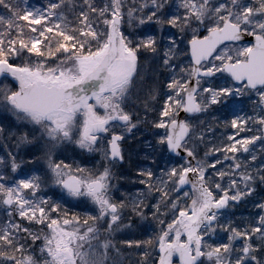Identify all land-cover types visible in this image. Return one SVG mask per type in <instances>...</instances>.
I'll list each match as a JSON object with an SVG mask.
<instances>
[{"label": "snow or ice", "instance_id": "obj_1", "mask_svg": "<svg viewBox=\"0 0 264 264\" xmlns=\"http://www.w3.org/2000/svg\"><path fill=\"white\" fill-rule=\"evenodd\" d=\"M0 78V264H264V0H0Z\"/></svg>", "mask_w": 264, "mask_h": 264}, {"label": "rangeland", "instance_id": "obj_2", "mask_svg": "<svg viewBox=\"0 0 264 264\" xmlns=\"http://www.w3.org/2000/svg\"><path fill=\"white\" fill-rule=\"evenodd\" d=\"M40 3H41V0H29V5H37L38 6ZM7 82L8 81L2 79V81L0 83H7ZM141 115H143V113H141ZM199 119L200 120H203V119H209L210 120L211 117L210 116L209 117L201 116V117H199ZM139 135H140V133H137V136H139ZM218 135H219V133H218ZM225 135H227V133H225ZM131 147H132V149L135 150V149H138L139 148V145L132 144ZM140 154L141 155L143 154V151L142 150H141V153ZM185 190H188V189H185ZM74 210H79V209H74ZM247 212H248V209L242 207L241 210L237 213V215H241V214L247 215ZM135 258H136V254H133V259H135ZM125 264H128V262L125 261Z\"/></svg>", "mask_w": 264, "mask_h": 264}, {"label": "water", "instance_id": "obj_3", "mask_svg": "<svg viewBox=\"0 0 264 264\" xmlns=\"http://www.w3.org/2000/svg\"><path fill=\"white\" fill-rule=\"evenodd\" d=\"M173 259H178L179 260V257L178 256H173Z\"/></svg>", "mask_w": 264, "mask_h": 264}, {"label": "bare ground", "instance_id": "obj_4", "mask_svg": "<svg viewBox=\"0 0 264 264\" xmlns=\"http://www.w3.org/2000/svg\"><path fill=\"white\" fill-rule=\"evenodd\" d=\"M1 81V80H0Z\"/></svg>", "mask_w": 264, "mask_h": 264}]
</instances>
